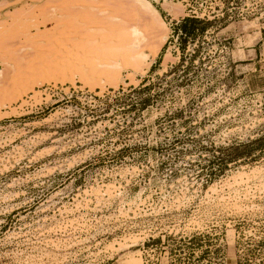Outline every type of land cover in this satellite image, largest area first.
Wrapping results in <instances>:
<instances>
[{"label": "rangeland", "instance_id": "obj_1", "mask_svg": "<svg viewBox=\"0 0 264 264\" xmlns=\"http://www.w3.org/2000/svg\"><path fill=\"white\" fill-rule=\"evenodd\" d=\"M149 1L0 2V264H264V0Z\"/></svg>", "mask_w": 264, "mask_h": 264}, {"label": "trees", "instance_id": "obj_2", "mask_svg": "<svg viewBox=\"0 0 264 264\" xmlns=\"http://www.w3.org/2000/svg\"><path fill=\"white\" fill-rule=\"evenodd\" d=\"M203 22L202 21H200V20H198V19H190V18H187V19H185L184 21H183V23H181V25H180V30H182V31H184L185 32V34L187 35V36H194V32H195V29H194V27H196L197 25H200V24H202ZM186 24H190L191 25V30L190 31H186ZM202 31V30H201Z\"/></svg>", "mask_w": 264, "mask_h": 264}, {"label": "crops", "instance_id": "obj_3", "mask_svg": "<svg viewBox=\"0 0 264 264\" xmlns=\"http://www.w3.org/2000/svg\"><path fill=\"white\" fill-rule=\"evenodd\" d=\"M6 1H7V0H0L1 3L6 2ZM154 2H155V1H154ZM157 2L160 3L161 0H158ZM254 46H255V47H256V46L258 47V48H254V49H253L255 55L257 54V49H260V48H261V49L264 50V28H261V30H260V37H259V39L256 41V43H255Z\"/></svg>", "mask_w": 264, "mask_h": 264}, {"label": "bare ground", "instance_id": "obj_4", "mask_svg": "<svg viewBox=\"0 0 264 264\" xmlns=\"http://www.w3.org/2000/svg\"><path fill=\"white\" fill-rule=\"evenodd\" d=\"M138 2H140V3L142 4L141 6H144L145 8L147 7V8H149V9L155 11L154 6L150 3L149 0H138ZM155 13H156V11H155Z\"/></svg>", "mask_w": 264, "mask_h": 264}, {"label": "built area", "instance_id": "obj_5", "mask_svg": "<svg viewBox=\"0 0 264 264\" xmlns=\"http://www.w3.org/2000/svg\"><path fill=\"white\" fill-rule=\"evenodd\" d=\"M142 244H144V242Z\"/></svg>", "mask_w": 264, "mask_h": 264}]
</instances>
